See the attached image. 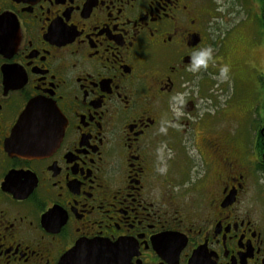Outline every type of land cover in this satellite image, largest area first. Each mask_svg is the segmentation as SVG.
I'll list each match as a JSON object with an SVG mask.
<instances>
[{
    "label": "flooded vegetation",
    "instance_id": "af4514ba",
    "mask_svg": "<svg viewBox=\"0 0 264 264\" xmlns=\"http://www.w3.org/2000/svg\"><path fill=\"white\" fill-rule=\"evenodd\" d=\"M217 2L0 0V264L91 240L123 264H264V90L228 112L201 96L213 63L188 69L223 45ZM32 99L54 113L29 119L34 154L11 138Z\"/></svg>",
    "mask_w": 264,
    "mask_h": 264
},
{
    "label": "rangeland",
    "instance_id": "374dc122",
    "mask_svg": "<svg viewBox=\"0 0 264 264\" xmlns=\"http://www.w3.org/2000/svg\"><path fill=\"white\" fill-rule=\"evenodd\" d=\"M217 1L222 17L219 24L221 29L216 36L221 37L223 45H220L219 51L214 46L213 51L219 53L214 58L218 59L216 62L219 64L213 63L212 71L205 73V80L209 83H204L201 96L210 95L221 110L228 112L249 111L254 104L251 108L254 112L257 106L255 95L264 90L261 82L264 79V29L260 15V4L264 0ZM257 2L259 6L256 8ZM219 57H222L221 60ZM223 64L228 65L229 71L221 76L218 68ZM201 104H206L204 99ZM245 128H249V123L245 124Z\"/></svg>",
    "mask_w": 264,
    "mask_h": 264
},
{
    "label": "water",
    "instance_id": "95a60500",
    "mask_svg": "<svg viewBox=\"0 0 264 264\" xmlns=\"http://www.w3.org/2000/svg\"><path fill=\"white\" fill-rule=\"evenodd\" d=\"M53 114V110L48 104L40 102L38 99L30 100L12 129L11 138L14 149L18 152L34 154L47 147L48 145L43 143L44 140L40 139L45 135L36 137L41 135L45 128L38 125V121L34 123L29 119L31 116L38 118ZM45 131L48 132L49 130L46 128ZM126 257L123 253H119L117 243L108 244L107 242L91 240L77 243L74 248L60 258L58 264H112V261H119V264H123Z\"/></svg>",
    "mask_w": 264,
    "mask_h": 264
},
{
    "label": "clouds",
    "instance_id": "9594fccd",
    "mask_svg": "<svg viewBox=\"0 0 264 264\" xmlns=\"http://www.w3.org/2000/svg\"><path fill=\"white\" fill-rule=\"evenodd\" d=\"M210 63H215L212 48L207 46L201 47L190 54L188 69L196 73L202 69H207ZM218 71L221 76H224L228 73L229 67L226 64L220 65ZM171 99L176 100L177 98L174 96ZM178 103L183 104V100L178 101ZM174 114L179 117L181 115V108L176 107L174 109ZM159 131L166 132L167 128L162 124Z\"/></svg>",
    "mask_w": 264,
    "mask_h": 264
}]
</instances>
